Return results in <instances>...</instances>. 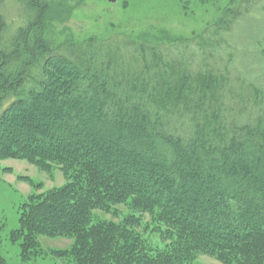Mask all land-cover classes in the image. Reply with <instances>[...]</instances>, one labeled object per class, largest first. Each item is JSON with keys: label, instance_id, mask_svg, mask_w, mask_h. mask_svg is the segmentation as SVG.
I'll return each mask as SVG.
<instances>
[{"label": "trees", "instance_id": "1", "mask_svg": "<svg viewBox=\"0 0 264 264\" xmlns=\"http://www.w3.org/2000/svg\"><path fill=\"white\" fill-rule=\"evenodd\" d=\"M16 1L18 24L0 0V160L57 166L67 180L22 203L9 235L22 237L20 255L43 235L70 240L56 254L67 264H264V116L221 138L199 121L181 134L174 109L197 95L187 74L152 64L153 49L132 41L53 47L50 1ZM256 1L230 0L219 21ZM118 205L155 214L171 248L142 247L139 217L96 215Z\"/></svg>", "mask_w": 264, "mask_h": 264}, {"label": "rangeland", "instance_id": "2", "mask_svg": "<svg viewBox=\"0 0 264 264\" xmlns=\"http://www.w3.org/2000/svg\"><path fill=\"white\" fill-rule=\"evenodd\" d=\"M49 1L44 33L53 47L91 37L99 44L132 41L153 49L152 64L162 67L164 63L169 71L181 70L194 80L197 95L188 101L190 108L173 112L177 132L191 133L193 121H199L214 138H221L264 116V0H257L247 13L230 22L219 21L230 0ZM19 7L16 0H4L1 12L18 24L15 15L24 9ZM131 53L127 52L125 61ZM66 182L57 166L46 172L24 159L0 160V255L6 264H67L56 254L68 248V238L38 236L37 247L22 255V237L9 238L18 227L19 210L27 197ZM115 209V214L96 215L117 225L130 216L139 217L135 229L142 247L171 248L174 237H164L155 214L138 213L126 205ZM194 263L222 264L208 255H200Z\"/></svg>", "mask_w": 264, "mask_h": 264}]
</instances>
